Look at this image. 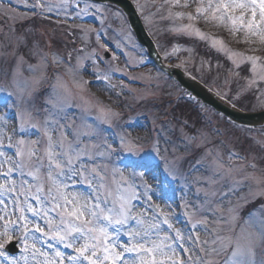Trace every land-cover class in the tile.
<instances>
[{
	"label": "snow or ice",
	"instance_id": "1",
	"mask_svg": "<svg viewBox=\"0 0 264 264\" xmlns=\"http://www.w3.org/2000/svg\"><path fill=\"white\" fill-rule=\"evenodd\" d=\"M19 2L34 15L18 19L43 18L54 29L67 30L69 18L79 19L90 11L92 15L100 16L101 22L107 13L117 18L121 15L118 9L110 10L95 3L81 6L80 0H61L59 4L53 0ZM135 2L138 8L145 7L138 0ZM73 4V10L69 11ZM0 7L15 11L13 0H7L6 5L0 0ZM154 7L159 11L145 14L149 24L154 22V15H159L162 20L173 23L170 31L197 36L213 49L228 55L234 65V74L244 81L233 96L222 97L233 109L241 103L242 96L254 98L257 93L264 107V55L233 52L225 46L223 37L209 35L197 26L198 22H203L227 29L233 36L242 37L243 43L252 45L249 51H255L257 43L264 44V0H161V4ZM174 8L186 11H173ZM3 15L9 19L7 11ZM177 20H186L187 23L177 24ZM77 31L82 36L95 33L99 41L100 33L95 29L83 26L72 29L73 34ZM31 34L27 30L14 32L12 36L5 37L7 43L0 44L5 62L9 55L13 58L12 65L3 73L7 83L0 85V93H3L0 98V176L6 178L0 182V195L11 198L10 202L0 199V264H264V168L256 163H229L225 167L217 157L215 171L221 179L230 181L224 185L226 191L220 193L215 206L211 205L208 192L203 193L201 203H191L181 197L188 228L176 227L178 216L172 208L176 201L171 179L175 169L162 156L169 150L162 148L159 140L152 148L142 150L140 139L133 140L125 131L114 141L115 146L108 143L105 125L112 127L113 118L120 114L104 106L100 107L94 122H89L90 113L82 114L81 129L74 130L68 109L76 105L72 104L71 94L66 90L61 94L63 84L59 76L53 85L56 104L46 109L51 118H45L42 126L34 122L39 113L34 110V102L27 89L30 83L38 84L39 81L21 82L17 79L25 63L19 55V47H28ZM81 42L85 48L88 47L86 40ZM10 47L13 49L11 53L8 52ZM85 48L75 49V56L71 52L66 56L56 53L49 59L39 40H34L29 51L55 66L57 71L80 73L88 71V66H91V74L105 82H110L113 72L127 75L125 70L113 67L111 61L117 60L115 53H112L111 61H105L95 50L85 55ZM164 58L172 57L166 52ZM97 61L103 63L107 71H99ZM127 67L136 70L146 67V63L141 57L138 64H128ZM27 70L35 73L37 67L29 65ZM241 72L249 75L241 77ZM146 78L150 79V76L131 77L133 80ZM80 83L87 84L88 81L81 80ZM189 99L195 97L189 94ZM13 120L16 126H13ZM207 122L210 124L211 119ZM38 128V135L42 134L47 141L46 156L39 151L40 140H26L22 135L29 129ZM200 135L206 138L203 132ZM54 136L57 137L55 142ZM84 137L104 140L105 152L101 153V158L106 163L103 167L97 166L95 158L89 155L83 143ZM164 142L172 143L169 140ZM5 148L14 149V155H8ZM165 164L168 168L164 167ZM29 165H32V170L25 172ZM108 165L112 166L110 176ZM14 173L21 178L19 184L12 178ZM25 176L31 177L32 182L24 179ZM43 180L50 182L47 188ZM186 182L191 187L204 181L186 178ZM213 182L211 178L208 181L210 184ZM78 184L86 185L87 191L76 190ZM245 191L247 195H241ZM215 195V192L211 193V196ZM235 196L245 203L261 201L258 212H250L238 226L239 230L236 221L240 202H231ZM196 198L201 200L199 189L196 190ZM140 201L144 203L140 204ZM224 202H228V206L222 212L220 209ZM177 206L180 205L177 203ZM197 212L202 214V218L195 219ZM28 213L37 219H30ZM201 231L210 239L201 240ZM122 237H127V241ZM41 243L47 246L48 251L39 246ZM58 245L70 249L71 253L62 251ZM181 252L200 255L194 261L191 256L181 258ZM220 257L223 259L218 260Z\"/></svg>",
	"mask_w": 264,
	"mask_h": 264
},
{
	"label": "rangeland",
	"instance_id": "2",
	"mask_svg": "<svg viewBox=\"0 0 264 264\" xmlns=\"http://www.w3.org/2000/svg\"><path fill=\"white\" fill-rule=\"evenodd\" d=\"M6 1V2H5ZM53 2L59 4L60 0H53ZM138 3L140 5H144L145 7L139 8L141 11V14L143 15L145 19V14L148 13H156L159 11L158 8L154 7L155 5L161 4V0H138ZM3 4H7V0H3ZM137 5V4H136ZM103 8H107L105 6H101ZM13 8L15 11L8 10L6 7H0V44H5L7 41L5 40L6 36H12V33L9 32L10 29H12L14 26L11 25V23H14L16 21H19L21 19H18L17 17H33V13H30L31 11L24 7L22 3L19 2V0H13ZM74 8V4L72 7H70L69 11H72ZM109 9V8H108ZM175 9V8H174ZM173 11H186L184 9H175ZM111 10V9H110ZM191 9H187V11H190ZM7 11L9 19H5L3 13ZM119 18L113 16L111 13H107L105 17L103 18V22H101V17L98 15H92L91 11L89 14H86L87 16H95L90 20L91 23H93V26H89V24H81L79 22L75 23L74 25L69 24V28L66 29H52L49 33V30L45 27L41 28H35L34 35L35 36H46L49 35L51 40H49L47 37H36L33 38L31 35L28 36L29 45L28 47H25L24 45H21L19 47V55L24 58L25 63L20 68V75L17 77L18 80L23 82L24 80H28L30 82L38 80L39 83H30L27 91L31 93V99L34 102V110L39 113V115L36 116L35 123H37L39 126L43 125V121L45 118H51L48 117V114L46 112V109H51L53 105L56 104V101L53 99V85L56 84V76H59L63 88L60 89L61 94L66 90L68 93L71 94V102L73 105H76V107H72L68 109V112L71 114V120L70 123H72V127L74 130L81 129L82 122H81V115H88L89 116V122H94L96 115L99 114V109L101 106L107 107L109 109H112L114 111H118L121 104V101L123 99L121 98V95L128 94L131 95L132 98H129L125 100L123 104L124 110L120 112L119 116H117V121L121 122L122 128H128L130 126V123L135 122L136 124L143 119V112L148 111V120L151 119L150 115L151 112L158 113L157 120L155 123L151 124L150 129V136L149 140H144L148 142L151 145H154L156 140H158L159 134L163 136V148L168 149L169 151L163 152L164 157L171 163L173 168H178L180 170H183V162L185 158L189 157L186 153V149L183 146V144L179 140H183V138H190V135L187 134V131H179L177 135H175V129L180 128H191L192 126L196 125V120L194 117V111L190 109V107L183 101L181 98V95L178 96L177 93H174V99L171 98V100H167L170 94L173 93L172 90H176V87H173L170 83L166 82V79L160 77L156 73H151L149 70V63L145 60V57L140 54V57L136 55V52H138L136 46L132 44L134 41L131 39V35L129 33L128 27L126 22H124V14L120 12ZM167 15V13H165ZM85 16V15H84ZM98 17V18H97ZM54 19V17H53ZM71 21H74L73 18H69ZM3 20L7 22H2ZM30 19H25V21H28ZM69 21V20H68ZM146 21V20H145ZM153 23L149 24L146 21V26L151 30V32L156 36V38L160 41V44L164 50V53H168L171 55V59H166L168 61H176L180 59H187L189 61L194 62L200 61L198 63V66L196 67L199 74H203V76H208L210 78V81H212L215 84V89H218L224 96H233L234 93L237 92L238 89H240L241 85L244 83L243 80H240L233 72L234 65L232 62L228 59V55H226L224 52H219L215 49H213L210 44L207 41H202L197 36H187V35H180L177 34L174 31H170V29L173 27V23L169 20H162L159 15L153 16ZM177 24L181 23H187V21H176ZM77 26V27H76ZM81 26L83 27H89L92 29H95L97 32L100 33L99 41L96 40L95 33H89L87 36H82L79 31H77L75 34H73L72 29H79ZM198 27L201 28L202 31H204V23L198 22ZM206 26V25H205ZM210 26V27H209ZM30 28H32L30 26ZM208 28L210 31H207L205 29V33L209 35H215L222 37V34L224 32H227V29H221L220 27L213 26L211 24H208ZM221 31H216V30ZM34 30V28H32ZM11 31V30H10ZM29 31V30H27ZM57 33V34H56ZM71 36H76L75 41L71 40ZM53 37H55L53 39ZM224 38V37H223ZM118 40V41H114ZM228 39V40H227ZM34 40H39L41 46L44 49V52L47 53L49 56V59L53 57L54 54L58 53L60 56H66L68 53H72L74 56L76 55L75 49L85 48L84 44L81 42L82 40H86L88 43V47L85 48V55H88L91 50H95L96 53H98L101 57L104 58V55L106 52H109L110 54L115 53L112 50V47H108L106 45V48L104 47L105 44H110L112 46H115L116 50V56L117 60L110 61L113 65V67H121L122 70H125L127 72V75H122V81L126 82L125 84V90L122 89L118 91L117 84L112 79L110 81L112 82H105L97 79L96 76L92 75V67L88 66V71L86 72H80V73H73V72H63V71H57L56 67L44 62L40 56L32 55L29 51V48L31 47V42ZM225 46L227 48H230L233 52H239L238 46L242 41V37L239 35L233 36L231 34L230 38H224ZM11 43L14 45L15 41L12 40ZM129 47H125L124 44ZM245 44V43H244ZM250 45V44H245ZM252 46V45H250ZM249 46V47H250ZM264 47V44H262L261 48ZM125 48V49H123ZM173 49L176 51L173 52ZM13 49L10 47L8 48V52L11 53ZM3 49H0V85H3L7 83V79L3 75L5 71L8 70L9 66L12 65L13 58L11 55L7 57V62H5V57L2 55ZM143 52V51H142ZM199 52H205L208 54L214 55L213 58H217L214 60L213 66L211 70L205 71L204 68H208L210 65V60L206 56L201 57L198 59L196 56ZM139 53V52H138ZM144 54V52H143ZM259 52H257L255 55H258ZM126 56V57H125ZM141 57L147 62L148 66L146 65V69L149 71L147 72V75L143 73V76L149 77L150 79H157V77H160L162 80H157V82L160 84V86H157L159 90L156 91L150 90L152 88H155L156 84L149 83V80L141 79V82H138L137 80L131 79V77L138 76L140 73H133L130 74L133 70L128 69V64L136 65L139 63ZM188 57V58H186ZM105 59V58H104ZM206 59V62L203 61ZM75 63V61H72ZM84 63L87 65V61H84ZM99 65V63L97 62ZM33 65L37 67V71L35 73L28 71V66ZM192 65V64H190ZM104 66V70L107 71V69ZM225 69L226 74L223 72ZM120 69V68H119ZM136 70H139L137 68ZM121 72H113V74H120ZM92 75L93 81H88L87 87L90 84L91 90L90 92H87V87H85V84L80 83L81 80L86 81L89 76ZM242 77L249 75L247 72H244ZM210 81L208 84H210ZM106 83V84H105ZM142 83L141 87L134 86V84ZM148 87L146 88L144 84H148ZM105 84V85H104ZM115 86V87H113ZM21 87H23V83H21ZM12 89H9L11 91ZM94 95H97V101ZM0 96H3V93H0ZM159 96L163 97V101L161 102V107L158 109L155 103H151L147 100L158 98ZM257 96L261 99L259 93ZM0 97V98H1ZM92 99H91V98ZM146 100H143V99ZM243 96L241 97V101ZM255 98L256 96L251 99V105L254 107L255 104ZM96 102H94V101ZM134 100V101H133ZM135 101H139L138 103H135ZM245 103V102H244ZM138 106L139 110H137L135 107ZM258 108H263L262 106H259ZM175 109H180L184 111V117H178L172 124L173 128L170 129L171 125L168 124L167 121H164L163 119H166L170 116L171 112ZM208 109L204 110L206 119H214V116L211 112L206 111ZM150 112V113H149ZM125 119V120H124ZM114 120V119H113ZM13 126H16L15 120L12 121ZM143 122L139 126H134L133 129L127 131L128 135L133 139V136L135 138L137 137V134H141V136L145 135V129L141 128ZM107 131L105 135L108 137V143H111L114 137H111L107 135V133L114 132V122L112 123V127H108L105 125ZM206 125L202 124L197 127L198 130L201 132L206 131ZM214 129V127H212ZM31 129H29L27 132H25L23 137L26 140H40L41 146L39 147V151L41 152L42 156H46L47 151V141L46 138L43 137L42 134H39V138H37V134L39 132V128L35 129V132H31ZM115 131L119 135H124L125 132L120 130H117L115 127ZM243 134V131H241ZM241 132L237 135H241ZM115 133V132H114ZM116 134V133H115ZM8 135H12V133H8ZM234 133H220L219 131H211L209 133V136L206 140L202 141L198 145H196L194 148L196 150H201L200 153V159L194 163L193 167L191 168V178L192 179H201L204 182L202 184H193V187L195 189V197H196V190H200L201 200H196L195 203H201L203 200V193L208 192L210 194L211 199V205L215 206L216 202L220 198V193L222 191H226V188L224 185L226 183H229L230 181L227 178H220V174L215 171V162L217 160V157H220L221 160L225 163V167L228 166L229 163H235L237 165H246L249 163H256L257 165H262L264 167V151L259 150L256 146V143H244L243 141H234ZM250 138H254L256 140H259V144H262L264 142V134H251L249 135ZM20 137H14V139H17ZM246 136H243V139L245 140ZM57 139L56 136H54V142ZM69 140H72V137L69 136ZM117 140V139H115ZM165 140H169L172 143H165ZM262 141V142H261ZM7 143V141H5ZM83 143L87 146V151L90 156L94 157L95 160H99L101 158V153L105 152L104 148V140L103 139H96V140H90L87 137L83 138ZM194 143V142H192ZM114 145V143H113ZM67 144L65 145V147ZM151 148V147H149ZM149 148H142V150H147ZM11 149V148H10ZM6 151V149H4ZM8 155H11V152H8ZM13 152L15 150L13 149ZM235 154V155H230ZM13 155V154H12ZM124 155V154H122ZM257 161V162H256ZM26 164H28V161H25ZM45 163L47 161L45 160ZM35 164V161H32V165ZM32 165H29L25 168V172H28L32 170ZM168 166V164H166ZM7 165H5L6 170ZM189 167V165L186 167V169ZM110 169V167H108ZM193 169H197L196 171H193ZM127 174V173H126ZM42 179H43V174ZM111 174H109L110 176ZM3 176H0V182H4L5 179ZM13 178V177H12ZM31 177H24V179H28L29 182ZM212 179L213 183H208L209 179ZM14 179V178H13ZM17 183H20V180L17 181ZM43 183L45 187L47 188L48 184L50 183L47 180H43ZM150 183H153L150 181ZM80 185V184H79ZM78 185V186H79ZM77 186V187H78ZM83 186V185H82ZM77 190V189H76ZM80 191V190H79ZM215 192V196H211V193ZM236 197V196H235ZM233 197V198H235ZM232 198V199H233ZM0 199H5L6 201L10 202V197L8 195H0ZM34 203V202H33ZM228 205V202H224L223 206L221 207L220 211H224L225 207ZM174 207V203H172V208ZM258 212V211H256ZM200 214H198L197 219H200ZM237 224V230H239L240 220L238 219L236 221ZM175 225L179 226V222L175 221ZM127 241V240H125ZM52 243H55L54 241ZM41 248V244L39 245ZM59 247V246H58ZM47 248V247H46ZM44 249V248H43ZM48 251V249H44ZM61 250L71 253L70 249H64L61 245ZM220 260V259H218ZM86 263V262H85Z\"/></svg>",
	"mask_w": 264,
	"mask_h": 264
},
{
	"label": "water",
	"instance_id": "3",
	"mask_svg": "<svg viewBox=\"0 0 264 264\" xmlns=\"http://www.w3.org/2000/svg\"><path fill=\"white\" fill-rule=\"evenodd\" d=\"M96 1H108V0H96ZM111 1H115V0H111ZM125 7H126V10L130 16V19H131V22H132V25L134 27V29L136 30L140 40L144 43H147L149 42L148 39H147V36L146 34L144 33L142 27H141V24H140V21L138 20L133 8L131 6H128L127 4H125ZM178 80L181 82V83H185L187 85L188 88H190V90L192 92H194V94L197 96V97H200L201 99H203L204 101H206L207 103H209L210 105H212L213 107H215L217 110L225 113L227 116L231 117L232 119L242 123V124H246V125H252V124H255L257 122V118L256 116H248V115H243V114H238L236 112H233L223 106H221L218 102H216L211 96H209L206 92H204L203 90L201 89H197L193 86H189L185 79L181 76L180 73H178ZM185 85V86H186ZM258 118H264V114H261L259 115Z\"/></svg>",
	"mask_w": 264,
	"mask_h": 264
}]
</instances>
